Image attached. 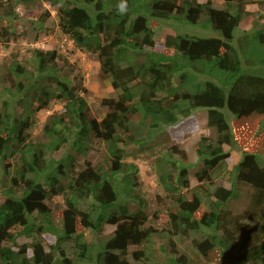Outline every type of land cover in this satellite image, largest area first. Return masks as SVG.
<instances>
[{
	"label": "trees",
	"instance_id": "1",
	"mask_svg": "<svg viewBox=\"0 0 264 264\" xmlns=\"http://www.w3.org/2000/svg\"><path fill=\"white\" fill-rule=\"evenodd\" d=\"M31 1L55 10L60 36L96 54L100 76L118 94L102 100L106 113L97 119L56 48H23L2 59L0 264L263 261L264 156L246 145L264 125V16L255 17L259 29L235 33L248 3L264 0H0V44L18 39L10 17ZM167 22L202 34H169L157 48L155 29ZM54 103L61 111L34 135L38 114ZM193 110L206 111L209 135L193 144L197 164L187 169L178 163L188 158L182 137L171 129L158 140L153 132ZM226 147L240 154L231 168ZM95 153L99 161L90 159ZM129 157L148 162L156 187L150 198ZM240 197L238 211L232 205ZM160 212L167 225L158 230ZM105 226L114 230L104 235ZM86 231L98 235L95 243ZM46 233L57 236L54 244ZM20 237L31 241L17 251ZM67 242L71 255L61 248Z\"/></svg>",
	"mask_w": 264,
	"mask_h": 264
},
{
	"label": "rangeland",
	"instance_id": "2",
	"mask_svg": "<svg viewBox=\"0 0 264 264\" xmlns=\"http://www.w3.org/2000/svg\"><path fill=\"white\" fill-rule=\"evenodd\" d=\"M62 1V0H61ZM28 6H22L18 4L14 14L10 17L12 22V31L18 37L17 40H10L6 46L0 44V67L3 58H10L9 53L14 51H22V49H30L36 47L42 50L56 48L59 54L69 59L74 67V72L71 75V79H74L72 83L78 88V95L86 101L88 105V112L91 116L100 119L106 113V108L101 106L103 99L116 98L118 92L115 91L111 85V81L108 78H103L100 76V65L96 54L94 53H83L78 50H74L71 43L64 41L63 36H60L59 28L57 27V19L55 16V10L47 4H41L39 1H31L27 3ZM49 12V16H46L44 22L35 17L38 12L45 13ZM257 13L264 16V4H259L254 2L248 3L246 7V14L240 23L238 32L236 36L244 31H249L251 28L259 29L260 25L255 24L254 20ZM1 25V20H0ZM155 31L159 35V45L165 39L166 35H176V34H190V35H201L202 32L197 29L190 27H181L173 22L162 23L156 27ZM24 35V36H23ZM19 36L21 39H19ZM23 36V37H22ZM65 44V45H64ZM63 45V46H62ZM23 57V56H22ZM30 56H27L29 58ZM62 105L54 103L49 110L41 111L37 117L36 129L34 130V135H39L42 130V124L44 123L47 116L53 112H60ZM232 118L229 119L231 122ZM172 129L173 135L177 138L182 137V143L180 148L184 150L187 155V162L179 161V165L187 167V169H192L197 164V158L192 151L193 144L198 141L201 136L209 135V130L206 126V111L205 110H193L187 118L179 117L178 121L171 126L160 125L156 130H154L153 137H157L159 140L167 131ZM180 133L182 135H180ZM157 140V141H158ZM69 144L64 146L58 153L54 154L56 159H60L65 156L69 149ZM246 147L249 151L263 155L264 156V125H260L257 129L255 136L249 141ZM226 151L230 152V157L227 160L228 167H232L239 159V150L233 151L231 149L225 148ZM131 153V152H129ZM99 156L93 154L94 161H99ZM130 164H135L137 166L138 175L144 184V190L150 198L156 193L154 176H152L148 170V162L142 161L141 159H133L129 157L127 159ZM189 183L191 188L198 185L192 173L189 172ZM4 191L0 187V203L4 199ZM59 204V203H58ZM61 205L60 207H62ZM232 208L240 211L243 209V197L236 199L232 205ZM151 209V206H150ZM154 211V210H153ZM152 213V212H151ZM166 223L165 216L162 212L159 213L156 219L155 228L160 230L164 228ZM18 230V229H17ZM114 230L112 226H105L103 229V234L107 235ZM86 240L88 243H95L98 235L93 231H86ZM56 235L51 233H46L44 235V240L47 243L54 244L56 242ZM31 240L25 237H20L17 239L16 244L12 247L15 250H19V247L23 244L29 243ZM180 247H188V242L178 240ZM61 248L65 250L69 255H71L72 243H63ZM135 247L129 248V251L135 250ZM192 256V252L188 253ZM224 261V260H223ZM224 264H233L232 260L225 259ZM255 264H264V260Z\"/></svg>",
	"mask_w": 264,
	"mask_h": 264
},
{
	"label": "clouds",
	"instance_id": "3",
	"mask_svg": "<svg viewBox=\"0 0 264 264\" xmlns=\"http://www.w3.org/2000/svg\"><path fill=\"white\" fill-rule=\"evenodd\" d=\"M121 9H123V5H121ZM64 41H68L69 42V40L65 37L64 38ZM69 43H71L72 44V42L70 41ZM72 45H74V44H72ZM40 50H42V49H40Z\"/></svg>",
	"mask_w": 264,
	"mask_h": 264
}]
</instances>
